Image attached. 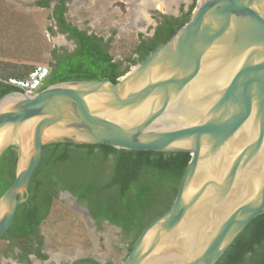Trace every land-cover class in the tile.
<instances>
[{"label":"water","instance_id":"95a60500","mask_svg":"<svg viewBox=\"0 0 264 264\" xmlns=\"http://www.w3.org/2000/svg\"><path fill=\"white\" fill-rule=\"evenodd\" d=\"M0 136V156L16 152L15 178L0 196V237L47 144L185 152L172 205L122 264H216L264 213V0H197L187 23L116 82L1 96Z\"/></svg>","mask_w":264,"mask_h":264},{"label":"trees","instance_id":"16d2710c","mask_svg":"<svg viewBox=\"0 0 264 264\" xmlns=\"http://www.w3.org/2000/svg\"><path fill=\"white\" fill-rule=\"evenodd\" d=\"M38 5L46 8L48 2L39 1ZM194 6L195 3L179 18L162 16L153 36L137 44L134 50L137 58H128L124 68L121 60H114L109 54V46L102 50L82 33H77L75 28L69 29L71 37L82 39V48L68 56H59L52 50L49 77L41 89L67 81L109 79L116 82L130 65L143 61L179 31L189 20ZM65 12L62 2H56L52 10L53 18L57 19ZM60 23H63L61 19ZM12 91L19 90L0 81V97ZM190 159V154L185 152L118 150L107 145L47 144L28 185L25 200L18 206L11 224L0 239L8 244L20 245L27 253L39 254L42 245L39 226L55 196L67 191L87 208L95 222L106 221L118 227L129 239V252L142 229L172 205ZM15 167V148L8 147L0 156V196L13 183ZM36 242L38 246L35 250ZM39 258L46 260L47 255L40 254ZM71 264L100 263L86 257ZM216 264H264V213H259L245 226Z\"/></svg>","mask_w":264,"mask_h":264},{"label":"rangeland","instance_id":"374dc122","mask_svg":"<svg viewBox=\"0 0 264 264\" xmlns=\"http://www.w3.org/2000/svg\"><path fill=\"white\" fill-rule=\"evenodd\" d=\"M39 1H47L48 7H41ZM68 1L65 18L82 29L87 20L89 29L108 39L109 54L121 60L124 68L128 58H137V44L151 38L162 16L179 18L197 0H157L163 2L162 7L146 5L144 0ZM56 2L0 0V81L23 78L37 66L50 71L53 48L68 45L55 28L52 10ZM39 236L47 259L31 257L27 264H71L86 257L100 264H122L128 254V237L106 221L95 222L87 208L65 191L52 200ZM12 247L15 250L20 245ZM13 251L0 239V264H19L9 257Z\"/></svg>","mask_w":264,"mask_h":264},{"label":"flooded vegetation","instance_id":"af4514ba","mask_svg":"<svg viewBox=\"0 0 264 264\" xmlns=\"http://www.w3.org/2000/svg\"><path fill=\"white\" fill-rule=\"evenodd\" d=\"M57 2H62V5H64L66 7V5L68 4V0H60V1H57ZM61 4V3H59ZM187 12L184 11V13ZM58 19V21H57ZM57 19H53L54 20V23H55V28L56 30L61 33L63 35V37L65 38V40L67 41L68 45L67 46H64L62 48H53V50L55 51V54L59 55V56H68V55H73L75 54L79 49H81L82 47L80 46L81 45V38L80 39H75L74 37H71L70 36V33H69V29H72V28H75V31L77 33H82V35L84 37H87L88 40L93 44V45H97L99 46L102 50H106V47L109 46V42H108V39H105L104 37H102L101 35H98L96 34L93 30L89 29L90 26H89V23L86 21H84V23L86 24V27L85 28H80L78 25H75V24H72L70 21H68L66 18H65V13L62 14V16H59L57 17ZM60 19L61 21H63V23L61 24L60 23ZM153 34H154V31H153ZM153 34H151V37L153 36ZM141 41H146L144 38H142V40L139 41V43ZM109 48V47H108ZM51 57H52V54H51ZM49 77V76H48ZM47 77V78H48ZM43 87V86H42ZM41 87V88H42ZM39 89L38 91L42 90V89ZM67 192V191H65ZM69 194V192H68ZM10 247L12 248V251L14 250V248L12 247L13 245L10 244ZM37 242L35 243V250L37 248ZM26 252V253H25ZM40 254H43V251L42 249H40V252L39 254H36L35 252L33 253H27V251H25V249H22L21 247L18 248V249H15L11 255L9 257L12 258L13 261L19 263V264H27L28 261H30V258L33 257L34 259L36 260H41L39 257H40ZM42 261V260H41Z\"/></svg>","mask_w":264,"mask_h":264},{"label":"built area","instance_id":"2783aa9c","mask_svg":"<svg viewBox=\"0 0 264 264\" xmlns=\"http://www.w3.org/2000/svg\"><path fill=\"white\" fill-rule=\"evenodd\" d=\"M48 75L49 70L47 68L37 66L23 78L11 77L2 82L26 94H32L37 92L43 86Z\"/></svg>","mask_w":264,"mask_h":264},{"label":"bare ground","instance_id":"6f19581e","mask_svg":"<svg viewBox=\"0 0 264 264\" xmlns=\"http://www.w3.org/2000/svg\"><path fill=\"white\" fill-rule=\"evenodd\" d=\"M166 1V0H165ZM170 3L172 2V1H174V0H168ZM144 2H145V4L147 5V4H150V3H154V4H156L157 5V3H158V6L160 7V5H161V7L163 6V2H159V1H157V0H144ZM161 3V4H160ZM1 142H2V137L0 136V144H1ZM236 190H239L241 187L240 186H238L237 184H236ZM242 189V188H241ZM222 210L223 209H221V208H216L215 209V215L217 216H220V214H221V212H222ZM183 233H181V238L182 239H184L186 236H187V232L185 231V230H183L182 231Z\"/></svg>","mask_w":264,"mask_h":264}]
</instances>
